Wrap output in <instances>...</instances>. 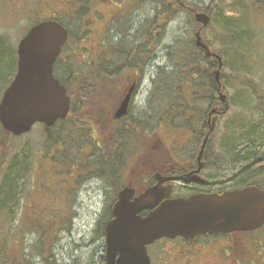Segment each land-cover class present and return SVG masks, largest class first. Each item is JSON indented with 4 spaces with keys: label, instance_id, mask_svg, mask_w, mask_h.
Returning <instances> with one entry per match:
<instances>
[{
    "label": "flooded vegetation",
    "instance_id": "1",
    "mask_svg": "<svg viewBox=\"0 0 264 264\" xmlns=\"http://www.w3.org/2000/svg\"><path fill=\"white\" fill-rule=\"evenodd\" d=\"M177 2L171 0L165 7L158 8V14L145 22L147 26L143 25L147 28L145 35L141 32V0H43L41 17L33 20L19 37L17 48H13L17 71L20 43L34 27L48 22L63 26L67 40L53 66L55 77L58 78L57 73L61 72H105L107 95L101 97V102L106 104L113 97L118 99L110 113L101 109L95 114L100 123L95 121L96 128L91 130L114 133L123 122L126 134H141V145L128 144L136 150L137 160L108 161L105 174L99 170L94 176L100 184L96 191L103 192L102 211L108 215L104 229L114 220L113 211L119 204L120 194L127 189L132 191L125 195L129 204H135L158 184L172 186L170 199L221 195L240 189L235 183L241 179L246 160L227 159L221 146L212 144L223 117L219 113L226 106L220 100L224 89L217 88L212 100L204 91L195 95L193 86L204 85L203 78H191V82H186V71L181 68L178 73L173 64L178 57L173 45L165 44L171 24L176 22L170 13L176 9ZM181 7L188 9L183 4ZM182 14L186 15L185 11ZM88 39L94 46L83 47V42ZM1 40H5V46L8 39L3 36ZM86 49L91 55L83 54ZM198 52L207 62L211 59L201 49ZM208 65L207 70H211ZM217 69H212L213 77ZM175 72L178 76L172 87L177 95L169 101L170 114L163 115L161 99L157 95L161 93L164 81ZM115 75L119 78L115 79ZM145 83H148L146 91ZM129 93L132 95L127 115L115 120L117 109ZM103 104H95V109L99 111ZM167 116V124H163V117ZM164 128L174 136L170 145L161 140ZM206 139L208 143L204 144ZM251 171L256 172L255 169ZM188 175H191L189 182L180 180ZM151 211L142 210L138 216L144 217ZM147 255L150 264H252L257 259V235L256 232H237L162 238L147 246ZM103 260L106 264V255Z\"/></svg>",
    "mask_w": 264,
    "mask_h": 264
},
{
    "label": "trees",
    "instance_id": "2",
    "mask_svg": "<svg viewBox=\"0 0 264 264\" xmlns=\"http://www.w3.org/2000/svg\"><path fill=\"white\" fill-rule=\"evenodd\" d=\"M170 1L171 0H141V7L147 3H152L156 7L158 14V8L160 6L165 7ZM241 1L242 0H236L234 3L235 5L233 4V9L228 11L229 14L224 15V19L229 23L236 24L234 25L236 27L234 33L240 36V38L245 35L244 37L246 39L249 34L246 27L248 28L250 25L247 17H249L250 20L251 17L254 18V14L256 17L258 6L261 5L264 0H248V4L242 3V5L240 4ZM181 4L188 9L185 10L182 8ZM175 6L176 9L170 13L171 17H173V15L174 17L179 15L183 16L182 12L185 11V14L189 15L191 19V24L195 26V31L199 25L194 19V12L208 14L211 17V22L215 20V17L223 16L220 12H215L220 6L215 5L213 2L210 6L203 8L199 5L192 4L187 0H178ZM246 9H248V11H246ZM240 27H242L244 31L241 30ZM141 32L143 34L147 33V28L141 26ZM4 43L5 40H1L0 37L1 62H4L3 59L8 57L4 48ZM237 45L241 46L242 44ZM208 46L212 49L211 45L208 44ZM198 50L199 49L195 45V39H193L192 41H189L186 48L180 51V53H178L179 50L175 51L178 57L174 62L178 63L176 67L180 65L182 69H185L188 78L186 82H191V78L194 80L195 78L202 77V81L205 82V84L208 83V86L206 87L204 86L205 84L202 85L201 83L197 85L193 82V91L195 95L204 91L212 100L214 94H216L217 88H219V85L214 80L211 73L212 69L218 67L217 62L213 58L207 62V60L204 59V55L200 54ZM213 52L217 53L215 50ZM12 56L15 68L16 56L13 55V53ZM207 63H209L208 66L211 70H207ZM2 64H5V62ZM5 67H7V65H5ZM203 71L205 72L203 73ZM207 71L209 72L206 73ZM57 76L61 80V83L66 86L72 101L70 115L65 121H60L57 125L51 128L43 126V136L37 145L25 144L19 152L12 156H10L11 153L5 148V141L7 137H10L11 139L16 138L7 134L0 125V264H39L36 262L37 259L41 260V264H57L54 261L56 260L54 251L58 242L57 231L60 229L58 228V225L61 226L62 224L58 215L40 214L39 218L34 219L33 215L36 211H23L20 225L16 228L13 226V223L16 220V209L20 205L21 200L28 201L29 199L30 193H27L22 189V186L24 185L25 179L28 177L33 179V175L30 171L35 165V159H38L42 163L40 168L43 166L41 169L47 179H50L51 176H55L61 179L59 184L63 182L65 183L64 186H71L69 182L72 181L73 183L75 181L84 183L89 179H94L95 174L99 172V170L104 173L107 169L105 163L108 161L133 159L138 155L136 150L128 145L131 143L133 144V142L137 143L132 138H137V136L126 134L124 131L126 126H122L125 125L123 122L119 123V130L113 133L114 137L112 136V141L109 142L106 141V137L108 140L110 136L106 135V133H100L96 129L91 130V128H96L95 121L98 120V116L95 117V114H99L100 111L97 109L93 110L90 102L99 104L97 103L99 99L102 96L107 95L104 82L107 78L105 72H61L57 73ZM176 76H178V74L175 72L172 77H168V79L162 84V91L157 95V97L161 99V104L170 101L173 98L169 96V89H173L170 85L174 84ZM114 78L116 79L119 77L115 75ZM233 78L235 80L239 79L237 76ZM8 80L7 86L3 91H5L11 83V80ZM97 81L102 82L97 83ZM185 85L186 83L183 87H185ZM221 85L224 89V93L227 95L222 75ZM74 88H77V94L74 92ZM97 89L100 91L97 92ZM256 89L257 88L253 89V93L257 97L259 90ZM227 99L229 102V97H227ZM259 99L261 101L260 104L263 105L264 108V96L259 97ZM168 114H170V111L167 112V114L163 111V115ZM167 119L168 116L163 117V124H167L165 122L168 121ZM244 119L246 118L240 117L239 124L237 123L242 131V133L238 135L250 145H242L238 149L234 148L237 140L235 135L232 134V137L234 138L233 143L226 145L220 144V146L223 148L222 152L226 154L227 159H236L239 161L246 160V166H244V170L241 172V179L235 183L236 187L243 188L253 185L259 188H264V126L261 122H254V124H252L250 121L251 119ZM77 121L86 123L89 126L84 127L80 125L82 130H80L78 137H75L73 132H76ZM94 134L99 137H95ZM86 142H89L90 144H88V146L91 147L87 152H85L86 147L83 146ZM46 158L48 161H45ZM253 169H255L256 172L253 173L251 171ZM71 178L73 179L71 180ZM41 187L44 190L47 188L50 193L53 192L49 188V182L47 184L45 182ZM67 196H69V194ZM70 201L71 200L68 202ZM28 233H31L32 236H37V240L32 245L28 243V238H26ZM256 235L257 257L259 254L262 258L257 263L264 264V250H262L264 249V228L256 232ZM256 261L257 259L255 262Z\"/></svg>",
    "mask_w": 264,
    "mask_h": 264
},
{
    "label": "rangeland",
    "instance_id": "3",
    "mask_svg": "<svg viewBox=\"0 0 264 264\" xmlns=\"http://www.w3.org/2000/svg\"><path fill=\"white\" fill-rule=\"evenodd\" d=\"M187 1L203 8L210 6L213 2L215 5L220 6L215 12L223 14V16L215 17V20H213L211 24H209V27L203 32L204 40L211 45L213 51L215 50L223 58L225 65L222 79L224 78L225 91L229 97L230 104L229 112L220 119L219 127L212 140V144H232L234 141L232 137L233 134L237 140L234 148L238 149L242 145H250L246 143V140L239 137L238 134H241L242 131L238 126V122L239 118L242 117L246 118L244 120L251 119L250 121L252 124H254V122H261L264 126V108L263 105L260 104L261 101L259 99V97L264 96V2L258 6L256 17L255 14L254 18L251 17V20L247 17L250 25L248 28L246 27L249 34L245 39V35L240 38V36L234 33V29L236 28L234 25L236 24L229 23L224 19V15L229 14L228 11L233 9L236 0ZM248 2V0H242L240 4H248ZM42 6L43 0H0V37L4 36L8 39L4 46L8 57L3 59L5 64H2L4 62L0 60V101L4 92L3 90L9 81L8 79L12 82L16 74L12 56L13 48H17L19 37L30 27L33 20L41 17ZM246 11H248V9H246ZM156 14L157 10L154 4L147 3L143 5L141 7V26L146 25L145 22L151 21ZM175 18L176 22L171 24L165 44L173 45V49L175 51L179 50L178 53H180V51L186 48L189 41L194 39L192 33L193 27L190 17L179 15ZM240 29L244 31L242 27H240ZM237 44H242V47ZM92 46L94 45L89 39L83 42V47L89 48ZM90 52V50L88 51L86 49L83 54L86 53L85 56H89L91 55ZM173 64L176 66L178 63L173 62ZM5 65H7V67H5ZM181 68L180 65L177 66L178 73L181 71ZM179 75H181V73ZM236 76L239 77V79L235 80L233 78ZM144 87L146 91L148 83H145ZM254 88L259 90L257 97L253 93ZM74 92L77 94V88H74ZM169 92V96L174 99V96L177 95V91L169 89ZM145 95H142V97L144 98ZM111 100L112 101L103 104L99 108V111L103 109L105 113H110L111 109H114L118 104V99L115 97ZM101 101L102 99L100 98L97 103ZM93 104L95 103L90 102V105L93 107L92 109L95 110V105ZM169 105V101L163 102L161 111L163 110L164 113L167 114V112L170 111ZM105 106L106 108H103ZM98 122L100 123L99 119ZM76 124V132L73 133L75 137H78L80 130H82L80 125L84 127H88L89 125L79 121H77ZM42 129V125H36L30 133L23 137L16 139L7 137L5 148L11 153L10 156L19 152L25 144L37 145L43 136ZM167 131V129H163L161 140L164 144L170 145L173 143L174 136L170 132L168 135ZM94 135L95 137H99L96 134ZM106 135L110 136L108 140L106 137V141H112L111 137H114L113 131H107ZM132 138L141 145V134L137 136V138ZM88 144L90 143L86 142L83 145L86 147L85 152L89 151V148H91ZM220 149L221 151L223 150V148ZM216 150H219V148L217 147ZM47 158L45 161H48ZM137 159V157H134L132 160ZM34 163L35 165L30 171L33 175V179L28 177L25 179L24 185L22 186V189L30 193L29 199L28 201L21 200L20 205L16 209L17 214L16 220L13 223L14 228L20 225L23 211H36L33 215L34 219L39 218L40 214L58 215L62 224L61 226L58 225L60 229L57 231L58 242L54 251L56 259L54 261L57 264H105V260H103L106 251L104 226L107 223L108 215L102 211L104 201L103 192L96 191L100 184L92 178L84 183H79V181L73 183L72 181L69 182L71 186H64L65 183L63 182L59 184L61 179L58 177L51 176L50 179L45 177L41 169L43 166L40 168L42 163L38 159H35ZM128 175L129 173H127V176ZM72 179L73 178H71V180ZM45 182L46 184L49 182V188L53 192L50 193L47 188L44 190L41 187ZM68 194L69 196H67ZM69 200L71 201L68 202ZM26 238H28L27 240L30 245L34 244L37 240V236H32L31 233H28ZM261 259L262 258L258 254L255 264ZM40 261V259L36 260V262L41 264ZM224 264L229 263L226 262Z\"/></svg>",
    "mask_w": 264,
    "mask_h": 264
},
{
    "label": "water",
    "instance_id": "4",
    "mask_svg": "<svg viewBox=\"0 0 264 264\" xmlns=\"http://www.w3.org/2000/svg\"><path fill=\"white\" fill-rule=\"evenodd\" d=\"M195 19L202 28L211 22V17L205 13H196ZM195 39L196 46L204 50L207 57L216 59L218 70L214 77L221 88L222 58L211 52L200 31ZM66 40L65 28L48 22L34 27L21 41L17 73L0 101V125L6 133L22 137L36 124L51 128L69 116L71 99L65 85L53 73ZM131 95L129 93L122 101L115 119L127 115ZM220 100L226 104L221 115L227 113L229 106L225 94L221 93ZM190 178L188 175L180 180L189 182ZM172 189V186L158 184L135 204H129L125 197L128 192L132 193L130 189L120 194L119 204L113 211L114 220L104 231L106 264H150L147 246L162 238L253 232L264 227V188L247 186L221 195L170 199ZM142 210L153 211L140 217Z\"/></svg>",
    "mask_w": 264,
    "mask_h": 264
}]
</instances>
